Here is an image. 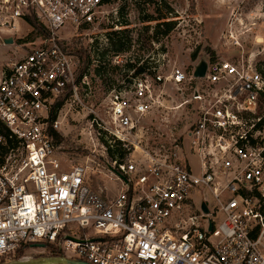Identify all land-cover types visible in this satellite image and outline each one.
Instances as JSON below:
<instances>
[{"label": "built area", "instance_id": "1", "mask_svg": "<svg viewBox=\"0 0 264 264\" xmlns=\"http://www.w3.org/2000/svg\"><path fill=\"white\" fill-rule=\"evenodd\" d=\"M116 1L0 0V34L32 30L31 17L42 26L38 44L0 71V264L31 244L89 264H264V66L252 55L206 60L200 78L199 63L158 64L109 91L105 118L92 119L106 139L129 142L166 86L194 115L191 160L112 161V198L56 146L53 107L77 91L66 43L108 23Z\"/></svg>", "mask_w": 264, "mask_h": 264}, {"label": "rangeland", "instance_id": "2", "mask_svg": "<svg viewBox=\"0 0 264 264\" xmlns=\"http://www.w3.org/2000/svg\"><path fill=\"white\" fill-rule=\"evenodd\" d=\"M116 9L108 23L87 35L78 32L66 43L75 57L77 91L64 92L53 120L59 122L56 146L67 152L70 164L86 167L85 182L92 190L110 198L120 185L108 171L112 161L147 154L177 164L191 160L188 134L194 118L180 93L166 86L162 105L141 118V128L129 142L106 139L92 119L105 118L112 88L126 84L138 68L158 64L189 71L201 61H240L254 55L264 66V0H117ZM162 23L169 24L168 30ZM31 28L22 24L18 33L0 34V71L24 55V44H38V33ZM10 35L14 43L3 44ZM63 257L55 245L31 244L9 262Z\"/></svg>", "mask_w": 264, "mask_h": 264}, {"label": "water", "instance_id": "3", "mask_svg": "<svg viewBox=\"0 0 264 264\" xmlns=\"http://www.w3.org/2000/svg\"><path fill=\"white\" fill-rule=\"evenodd\" d=\"M5 44L9 45L12 44V39H6ZM206 63L205 61H201L199 65L196 67L194 72V77H203L205 73ZM202 210L207 213V210L205 208V205H202ZM7 264H89L81 260H71L67 258H45L39 261H14Z\"/></svg>", "mask_w": 264, "mask_h": 264}, {"label": "trees", "instance_id": "4", "mask_svg": "<svg viewBox=\"0 0 264 264\" xmlns=\"http://www.w3.org/2000/svg\"><path fill=\"white\" fill-rule=\"evenodd\" d=\"M146 19H147V18H146ZM27 23H28L31 27H33V28L37 31L38 34H40V33L42 32V26L36 21V19H35L34 17L28 18V19H27ZM162 24H164V26H166V29L168 30V26H169V24H168V23H162ZM160 26H162V25H159V24H158V25H157V28H159ZM167 30H166V31H167ZM166 31H165V32H166ZM146 69H147V68L140 67V68H138V69L135 71L134 74H140V73L144 72ZM260 103H261V107L264 109V93H263V94L261 95V97H260ZM60 104H61V102L57 101L56 104L54 105V107H53V111H52V115H51L52 120L55 119L56 111H57L58 107L60 106ZM118 161H119V160H118ZM19 250H20V249H19ZM19 250H18V251H19Z\"/></svg>", "mask_w": 264, "mask_h": 264}, {"label": "bare ground", "instance_id": "5", "mask_svg": "<svg viewBox=\"0 0 264 264\" xmlns=\"http://www.w3.org/2000/svg\"><path fill=\"white\" fill-rule=\"evenodd\" d=\"M253 56H254V55H253ZM253 56H252V57H253ZM58 123H59V122H58ZM137 150H140V148H139L138 146H136V151H137Z\"/></svg>", "mask_w": 264, "mask_h": 264}]
</instances>
